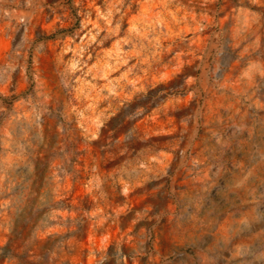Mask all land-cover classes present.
Wrapping results in <instances>:
<instances>
[{
	"label": "rangeland",
	"instance_id": "374dc122",
	"mask_svg": "<svg viewBox=\"0 0 264 264\" xmlns=\"http://www.w3.org/2000/svg\"><path fill=\"white\" fill-rule=\"evenodd\" d=\"M3 264H264V0H0Z\"/></svg>",
	"mask_w": 264,
	"mask_h": 264
},
{
	"label": "trees",
	"instance_id": "16d2710c",
	"mask_svg": "<svg viewBox=\"0 0 264 264\" xmlns=\"http://www.w3.org/2000/svg\"><path fill=\"white\" fill-rule=\"evenodd\" d=\"M9 245L0 246V264H3L6 259L16 257Z\"/></svg>",
	"mask_w": 264,
	"mask_h": 264
}]
</instances>
